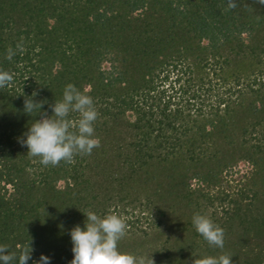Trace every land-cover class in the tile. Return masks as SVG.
<instances>
[{
    "label": "trees",
    "instance_id": "1",
    "mask_svg": "<svg viewBox=\"0 0 264 264\" xmlns=\"http://www.w3.org/2000/svg\"><path fill=\"white\" fill-rule=\"evenodd\" d=\"M233 2L0 0V69L14 73L0 89V245L70 264L92 211L124 218L120 250L155 264H264V5ZM69 83L94 100L100 146L45 166L20 140ZM197 213L225 230L223 249Z\"/></svg>",
    "mask_w": 264,
    "mask_h": 264
},
{
    "label": "clouds",
    "instance_id": "2",
    "mask_svg": "<svg viewBox=\"0 0 264 264\" xmlns=\"http://www.w3.org/2000/svg\"><path fill=\"white\" fill-rule=\"evenodd\" d=\"M264 5V0H257ZM236 7L233 0H229V8ZM25 51L22 42L16 48L8 47L6 59L11 61L19 52ZM14 73L0 69V89L11 85ZM43 102H36L26 98L24 111L33 113L42 108ZM53 115L39 111L41 119L35 120L25 133L26 139L20 143L27 146L30 157H39L45 166H58L61 161L74 163L77 155H90L94 148L100 146V139L95 136V122L99 113L93 98L87 90L80 91L74 84L69 83L63 92L61 100L50 105ZM71 113H78L79 119H69ZM86 214L85 226L76 225L70 232L73 243L74 258L70 264H155L153 259L123 252L119 248V241L127 234V223L124 218L116 214L103 217L95 212ZM192 223L196 231L207 243L215 248L223 249L225 245V230L214 223L204 214H194ZM33 248L24 247L19 255L11 252L7 245H0V262L3 264H28L32 259ZM50 257L41 254L34 264H50ZM194 264H233L228 255L205 256L194 261Z\"/></svg>",
    "mask_w": 264,
    "mask_h": 264
}]
</instances>
